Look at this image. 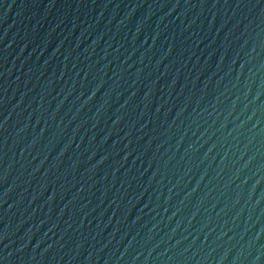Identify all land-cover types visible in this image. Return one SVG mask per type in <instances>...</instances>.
Wrapping results in <instances>:
<instances>
[{
    "label": "water",
    "instance_id": "obj_1",
    "mask_svg": "<svg viewBox=\"0 0 264 264\" xmlns=\"http://www.w3.org/2000/svg\"><path fill=\"white\" fill-rule=\"evenodd\" d=\"M0 264H264V0H0Z\"/></svg>",
    "mask_w": 264,
    "mask_h": 264
}]
</instances>
